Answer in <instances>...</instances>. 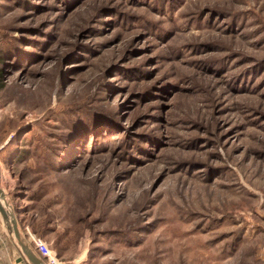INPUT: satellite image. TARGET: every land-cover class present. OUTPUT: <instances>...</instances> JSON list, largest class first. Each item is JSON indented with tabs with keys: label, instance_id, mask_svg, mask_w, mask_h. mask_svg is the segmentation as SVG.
Wrapping results in <instances>:
<instances>
[{
	"label": "rangeland",
	"instance_id": "rangeland-1",
	"mask_svg": "<svg viewBox=\"0 0 264 264\" xmlns=\"http://www.w3.org/2000/svg\"><path fill=\"white\" fill-rule=\"evenodd\" d=\"M0 74V202L58 264H264V0H0Z\"/></svg>",
	"mask_w": 264,
	"mask_h": 264
},
{
	"label": "crops",
	"instance_id": "crops-1",
	"mask_svg": "<svg viewBox=\"0 0 264 264\" xmlns=\"http://www.w3.org/2000/svg\"><path fill=\"white\" fill-rule=\"evenodd\" d=\"M1 164V163H0ZM4 177L1 175L0 171V188L3 189L4 187ZM7 205L8 208H5V210L9 213L10 211V203L8 200ZM15 214V213H14ZM13 215V214H12ZM26 231V230H25ZM23 229H21L20 234V243L15 237V234L13 232V228L11 225H9L8 219L5 220V217L0 212V264H33L27 259V256L23 250V246L32 251L33 255L40 259L43 264H45L44 259L40 258L36 251L33 248V244L31 243V239ZM28 237H27V236ZM22 244V245H21Z\"/></svg>",
	"mask_w": 264,
	"mask_h": 264
},
{
	"label": "water",
	"instance_id": "water-1",
	"mask_svg": "<svg viewBox=\"0 0 264 264\" xmlns=\"http://www.w3.org/2000/svg\"><path fill=\"white\" fill-rule=\"evenodd\" d=\"M4 197L5 196H4L3 192H2V190L0 189V198H4ZM5 208H8V205L5 204V203L1 204V202H0V212L5 217V220H7L8 217L11 218V220L9 221V225H11V227L13 228V232L15 234V237L17 238V240L20 243V235H19V228H17V221H16L15 217H13L12 212L9 213V210L7 212L5 210ZM23 250H24V252H25V254L27 256V259L30 262H32L33 264H43V262L40 259L36 258L33 255L32 251L26 249L24 246H23Z\"/></svg>",
	"mask_w": 264,
	"mask_h": 264
},
{
	"label": "built area",
	"instance_id": "built-area-1",
	"mask_svg": "<svg viewBox=\"0 0 264 264\" xmlns=\"http://www.w3.org/2000/svg\"><path fill=\"white\" fill-rule=\"evenodd\" d=\"M33 248L38 254V256L44 259L45 264H58V259L55 258V255L50 251L48 244L44 243L41 239L36 238L35 235H31L29 229H26Z\"/></svg>",
	"mask_w": 264,
	"mask_h": 264
},
{
	"label": "trees",
	"instance_id": "trees-1",
	"mask_svg": "<svg viewBox=\"0 0 264 264\" xmlns=\"http://www.w3.org/2000/svg\"><path fill=\"white\" fill-rule=\"evenodd\" d=\"M2 79V75L0 74V80ZM0 85H2V84H0ZM0 89H2V86H0Z\"/></svg>",
	"mask_w": 264,
	"mask_h": 264
},
{
	"label": "bare ground",
	"instance_id": "bare-ground-1",
	"mask_svg": "<svg viewBox=\"0 0 264 264\" xmlns=\"http://www.w3.org/2000/svg\"><path fill=\"white\" fill-rule=\"evenodd\" d=\"M4 198H0V200H3Z\"/></svg>",
	"mask_w": 264,
	"mask_h": 264
}]
</instances>
